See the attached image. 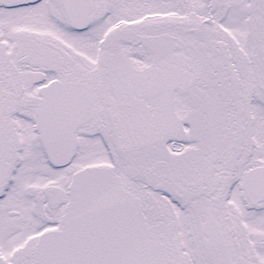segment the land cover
<instances>
[{"label": "snow or ice", "instance_id": "obj_1", "mask_svg": "<svg viewBox=\"0 0 264 264\" xmlns=\"http://www.w3.org/2000/svg\"><path fill=\"white\" fill-rule=\"evenodd\" d=\"M0 264H264V0H0Z\"/></svg>", "mask_w": 264, "mask_h": 264}]
</instances>
